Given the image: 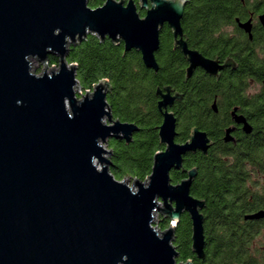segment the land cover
Here are the masks:
<instances>
[{
    "label": "water",
    "instance_id": "water-1",
    "mask_svg": "<svg viewBox=\"0 0 264 264\" xmlns=\"http://www.w3.org/2000/svg\"><path fill=\"white\" fill-rule=\"evenodd\" d=\"M138 1L105 0L92 9L88 0H0V264H192L178 263L173 245L184 213L191 251L204 259L205 202L190 195L196 170L182 166L187 154L207 153L208 139L193 128L187 142H175L177 122L167 107L180 96L165 88L158 103L164 151L154 155L146 181L128 186L110 173L102 145L128 144L139 128L113 119L108 81L77 99L76 66L66 61L71 45L93 35L122 43L124 54L138 51L143 66L157 71L154 54L166 24L188 64L186 78L216 67L182 40L185 0ZM49 56L59 64L46 74ZM31 59L43 66L41 75ZM172 171L187 177L173 185ZM155 214L170 221L161 233Z\"/></svg>",
    "mask_w": 264,
    "mask_h": 264
},
{
    "label": "flooded vegetation",
    "instance_id": "flooded-vegetation-1",
    "mask_svg": "<svg viewBox=\"0 0 264 264\" xmlns=\"http://www.w3.org/2000/svg\"><path fill=\"white\" fill-rule=\"evenodd\" d=\"M237 2L238 5L235 7L227 8L225 22L217 29L212 27L213 21L208 18V57L191 45V40L181 24L182 40L186 43L188 50L198 52L215 64L216 67H212L208 74L198 68L186 78L188 64L176 45L178 39L173 38L166 24L159 31V47L154 54L158 70L153 71L143 66L147 73L152 74L157 81L159 80L157 76L160 74V67L157 55H160L162 51L161 36L166 32L169 37L167 39L169 49L162 55L168 58H173L175 55L181 57L184 65L183 80L176 82L171 80L168 83L165 82L166 84L156 85L153 100L162 123L163 110L159 111L158 103L161 101V96L166 93L165 88H169L170 97L180 96L170 107H167V110L176 118L175 142L177 144L187 142L191 131L188 140L178 141L180 133L176 110L189 106L184 104L187 101L186 93L195 88L192 84L203 85L201 82H205L208 99V116L205 122L207 130L193 128L206 134L208 150L205 155L200 151L187 154L183 157L182 166V169L186 171L196 170L192 187L198 178V168L196 166L186 168V160L191 156L200 155L208 158V217L205 214L207 206L204 200L205 207L201 212L204 217V253L206 254L203 260H198L193 254L198 261L207 260L205 264H213L208 262L213 244L210 234L217 233L219 228L221 233L225 232L226 237L231 239V243H235L232 247L237 249V252L246 251L247 253L244 261L232 264H264V214L258 219L249 218L258 213H264V0H237ZM144 16L140 17L144 18ZM120 45L123 47L122 43ZM130 52H136L141 58L138 51ZM162 80L164 81V78ZM193 104L194 102L191 106ZM115 141L125 142L122 139ZM161 151H164L163 145L159 152ZM172 173H176L179 177L176 183L171 180L173 185L180 184L187 177L186 172L172 171L170 178ZM186 216L190 221L188 214L184 213L178 225L182 217ZM207 218L208 236L205 224ZM190 261L195 264L194 260Z\"/></svg>",
    "mask_w": 264,
    "mask_h": 264
},
{
    "label": "trees",
    "instance_id": "trees-1",
    "mask_svg": "<svg viewBox=\"0 0 264 264\" xmlns=\"http://www.w3.org/2000/svg\"><path fill=\"white\" fill-rule=\"evenodd\" d=\"M129 1V0H125ZM138 5V0H132ZM184 17L182 26L191 40V45L208 57V18L213 21L212 27L217 29L225 22L227 8L238 5L237 0H185ZM105 0H88L92 9L101 7ZM141 17L144 11H139ZM211 18V19H210ZM168 35L164 32L161 36L162 51L157 55L160 67L158 81L152 74L147 73L141 58L136 52L123 54L122 45H115L109 39L101 41L93 35L79 44L71 45L66 61L69 65L76 66V79L82 91L91 90L101 81H108L110 93L107 94V103L114 119L121 122L133 123L139 127V132L128 144L111 140L108 142L110 151L109 171L117 181L125 178L144 182L151 174L154 155L161 150L158 142V128L161 125V116L158 114L153 93L156 85L165 82L183 80V60L178 55L168 58L162 53L169 49ZM48 64H59L57 57L49 56ZM164 78V81L162 80ZM198 80V79H197ZM195 81V80H194ZM192 84L195 88L186 93L187 101L176 110L178 118L179 142L188 140L193 127L206 131L208 116V99L205 82ZM194 102L193 106L191 104ZM196 166L198 178L190 189V193L197 199L206 202L205 214L208 217V158L191 156L185 162L186 168ZM176 173L171 174L173 183L178 181ZM220 223V222H219ZM206 235L208 236V218L206 219ZM170 225L168 219L158 216L154 226L160 231H165ZM191 225L188 217H182L181 223L174 231V247L178 252V263L194 260L195 264H205L207 261H198L190 250ZM213 244L210 248L211 255L208 262L213 264H232L246 259V251L237 252L225 232L210 234ZM208 239V238H207ZM230 244H229V243ZM206 254V253H205ZM226 256V257H225Z\"/></svg>",
    "mask_w": 264,
    "mask_h": 264
},
{
    "label": "rangeland",
    "instance_id": "rangeland-1",
    "mask_svg": "<svg viewBox=\"0 0 264 264\" xmlns=\"http://www.w3.org/2000/svg\"><path fill=\"white\" fill-rule=\"evenodd\" d=\"M116 1H118V0H116ZM30 62H31V67H32L33 72L36 73V75H41V74L43 73V66L40 65V63H39L38 61H36L35 59H31ZM54 67H55V68H54ZM54 67H53V69H54V71H56V70L58 69V65H56V66H54ZM50 68H51V66H50L48 63H46V68H45V72H46V74H50V73H49ZM79 92H82V90L79 89V91H78V90L75 88V95H76L77 99L80 98L79 95H78ZM83 94H84V93H83ZM106 123L108 124L107 120H106ZM102 146H103V148H105L107 151H109V150H108V143H107V145L103 144ZM105 157H106L107 159H110V156H109V157H108V156H105ZM95 164H96V166H97L98 169H101L100 164H98L97 162H95ZM109 168H110V167H109ZM122 181H123V183L127 184L128 186H131V184H132V180H131L130 178H125V179L122 180ZM158 216H159V214H155V216H154V220H153V226H154L155 223L158 222ZM169 222H170V221H169ZM154 227H155V226H154Z\"/></svg>",
    "mask_w": 264,
    "mask_h": 264
},
{
    "label": "built area",
    "instance_id": "built-area-1",
    "mask_svg": "<svg viewBox=\"0 0 264 264\" xmlns=\"http://www.w3.org/2000/svg\"><path fill=\"white\" fill-rule=\"evenodd\" d=\"M48 63V62H47ZM52 67V66H51ZM54 67V66H53ZM55 68V67H54ZM78 88H79V86H78ZM80 89V88H79ZM86 91H88V93L89 94H92V92H93V88L91 89V90H86ZM86 91H82V92H79V97L80 98H78L79 100H81L82 99V96H85V93H86ZM84 93V94H83ZM155 228V230H157L159 233H161L156 227H154Z\"/></svg>",
    "mask_w": 264,
    "mask_h": 264
}]
</instances>
